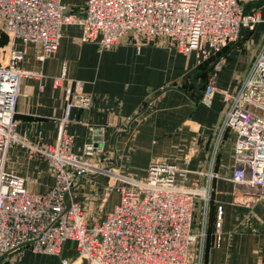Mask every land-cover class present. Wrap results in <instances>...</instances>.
<instances>
[{"label": "built area", "instance_id": "built-area-1", "mask_svg": "<svg viewBox=\"0 0 264 264\" xmlns=\"http://www.w3.org/2000/svg\"><path fill=\"white\" fill-rule=\"evenodd\" d=\"M260 21L258 12L245 13L237 0H86L78 12L61 0H0V34L7 36V43L0 46V258L24 248L59 257L63 244L70 241L77 255L72 264H205L214 178L206 171L202 186L189 183L185 168L162 161H152L143 179L108 170L105 126L88 127L96 140L85 144L81 154L73 153V137L62 126L54 144L20 137L16 105L23 80L36 73L20 68L24 48L19 49L17 41L33 45L37 59L43 61L57 51L62 29L77 26L81 43H96L102 50L113 49L122 40L140 46L161 38L169 49L195 54L201 63L237 43L244 30H252ZM222 64V59L215 64L201 100L209 104L218 94L227 103L216 142L224 132L234 134L230 181L237 191L233 199L252 207L264 197V118L255 113L264 112V44L232 93L216 87V72ZM64 78V74L55 77L53 88L61 87ZM65 97L67 110L90 107L91 100L83 95L79 82L73 90L66 89ZM16 145L29 158L48 163L54 177L49 191L28 192L26 180L6 169L8 151ZM98 174L108 179L92 217L72 194L77 183ZM113 191L117 202L106 211ZM197 202L202 222L194 231ZM218 215L220 208L217 241ZM61 264L69 262L62 259Z\"/></svg>", "mask_w": 264, "mask_h": 264}, {"label": "crops", "instance_id": "crops-1", "mask_svg": "<svg viewBox=\"0 0 264 264\" xmlns=\"http://www.w3.org/2000/svg\"><path fill=\"white\" fill-rule=\"evenodd\" d=\"M85 2L61 0L75 12ZM237 3L245 13L258 12L261 21L252 30H244L237 43L218 53L223 64L216 72V87L230 93L243 80L264 44V0H237ZM79 37V27H64L57 51L43 61L37 59L33 45L16 42L19 49L24 48L20 68L36 73L22 82L15 114L17 134L28 141L54 144L62 126L73 137V153L81 154L85 144L96 140L88 127L105 126L103 148L109 157L105 168L119 175L143 179L152 161H162L185 168L189 183L202 186L206 181L202 173L211 171L214 178L210 181L205 264H264V197L252 207L233 199L237 191L230 181L235 136L227 131L216 142V131L227 103L218 94L209 104L201 100L214 73L211 66L216 58L207 59L203 68L199 67L201 63H197L195 54L183 55L169 49L161 38L140 46L129 39L122 40L113 49L102 50L96 43H81ZM63 74L61 87L54 89L53 79ZM77 82L83 95L90 98V107L67 110L66 89L73 90ZM5 164L6 169L26 180L25 187L30 193H46L53 187L54 177L48 163L29 158L20 146L8 151ZM107 179L103 174L91 175L75 185L72 196L85 206L96 193L92 203L95 209ZM108 202L106 211L114 205L110 199ZM196 205L193 224L197 230L202 212L201 203ZM76 257L74 244L67 241L59 257L37 255L24 248L0 258V264H57L61 259L71 262Z\"/></svg>", "mask_w": 264, "mask_h": 264}, {"label": "rangeland", "instance_id": "rangeland-1", "mask_svg": "<svg viewBox=\"0 0 264 264\" xmlns=\"http://www.w3.org/2000/svg\"><path fill=\"white\" fill-rule=\"evenodd\" d=\"M255 113L258 115V116H260V117H262V118H264V112H262V111H259V110H255ZM97 176V175H96ZM84 180H86V179H84ZM87 182V181H86ZM107 182V181H106ZM87 194H88V196L87 197H89V193L88 192H86ZM99 195H101V197H102V195H103V193L101 192V193H99ZM95 196H96V193H94V194H92V198L90 199L89 198V203L87 204V205H85L84 207H85V210L89 213V215L90 216H94L95 215V210L96 209H93V206H92V203H93V201H94V199H95ZM116 198H117V194L116 193H113L112 194V196H111V198H110V202L111 203H115V200H116ZM92 200V201H91ZM87 201V202H88ZM107 205L109 206V202L106 204V207H107ZM194 231H196V228H194ZM62 260V259H61ZM60 260V261H61ZM74 261H71V262H69V264H72L73 262H75L76 260L75 259H73ZM59 261V262H60ZM59 262H57V264H60ZM80 264H85V263H80Z\"/></svg>", "mask_w": 264, "mask_h": 264}, {"label": "trees", "instance_id": "trees-1", "mask_svg": "<svg viewBox=\"0 0 264 264\" xmlns=\"http://www.w3.org/2000/svg\"><path fill=\"white\" fill-rule=\"evenodd\" d=\"M7 43V36L4 34V33H1L0 34V46H3V45H5ZM221 53V52H220ZM219 53V54H220ZM219 54H216L212 59H214V58H216L215 59V61L214 62H212V66H211V69L212 70H214V66H215V64L218 62V60L220 59V55ZM219 56V57H218ZM218 57V58H217ZM211 60V59H210ZM209 61V60H208ZM205 62H207V60H205V61H203V62H201V64H198L199 65V67H205V66H203V64L205 63ZM211 202V201H210ZM210 205V204H209ZM208 220H209V212H208V215H207V224H208Z\"/></svg>", "mask_w": 264, "mask_h": 264}, {"label": "bare ground", "instance_id": "bare-ground-1", "mask_svg": "<svg viewBox=\"0 0 264 264\" xmlns=\"http://www.w3.org/2000/svg\"><path fill=\"white\" fill-rule=\"evenodd\" d=\"M75 264H79L78 261Z\"/></svg>", "mask_w": 264, "mask_h": 264}]
</instances>
